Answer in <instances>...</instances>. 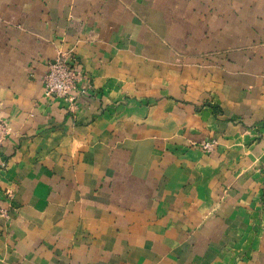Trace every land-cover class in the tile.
<instances>
[{"label": "crops", "instance_id": "1", "mask_svg": "<svg viewBox=\"0 0 264 264\" xmlns=\"http://www.w3.org/2000/svg\"><path fill=\"white\" fill-rule=\"evenodd\" d=\"M0 121V264H264V0H0Z\"/></svg>", "mask_w": 264, "mask_h": 264}, {"label": "built area", "instance_id": "2", "mask_svg": "<svg viewBox=\"0 0 264 264\" xmlns=\"http://www.w3.org/2000/svg\"><path fill=\"white\" fill-rule=\"evenodd\" d=\"M86 76L79 64L77 55L72 51L60 52L49 63L43 77V95L49 99L61 98L73 104L80 94L89 87H84ZM7 133V124L0 121V145ZM214 142H206L203 148L209 150ZM0 215L3 212L0 211Z\"/></svg>", "mask_w": 264, "mask_h": 264}]
</instances>
